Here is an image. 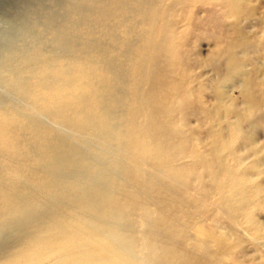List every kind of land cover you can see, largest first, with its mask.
<instances>
[{
    "label": "bare ground",
    "instance_id": "bare-ground-1",
    "mask_svg": "<svg viewBox=\"0 0 264 264\" xmlns=\"http://www.w3.org/2000/svg\"><path fill=\"white\" fill-rule=\"evenodd\" d=\"M50 1L53 9L43 28L6 9L1 12L0 83L11 98L0 95V210L8 219L0 228V242L6 231L15 230L12 240L2 244L7 260L2 264L250 262L240 230L252 236L264 232V224L249 212L252 196L262 198L264 205V187L250 194L244 188L234 191V186H241L239 176L246 174L241 168H227L224 158L218 157L227 149V141L219 137L205 154L191 143V136L187 138L189 132L185 136L178 123L167 121L176 112V105L167 104L174 90L182 85L187 100L192 90L183 82L185 72L170 81L158 64L162 57L177 60L181 52L175 30L180 8L199 1L221 6L235 17L242 4L239 7L237 0ZM62 2L69 5L65 16L59 11ZM247 14L251 16L252 10ZM140 15L144 30L129 24ZM230 29L227 60L232 71L243 65L237 50L245 49L249 38H241L238 23ZM166 81L173 90L165 89ZM255 85L249 81L243 93L247 114L236 106L231 109L239 125L264 110V97L256 95ZM257 85L264 94V78ZM140 117L142 130L136 127ZM82 134L99 144L91 145ZM170 136L179 141L167 143ZM106 143L116 150L100 147ZM118 149L132 154L124 164ZM187 161L204 168L217 163L210 175L220 197L204 204L202 197L191 196L185 182L187 176L190 179ZM20 162L33 168L31 175L25 174L27 168ZM160 168L162 182L153 174ZM8 177L11 187L5 183ZM197 178L193 183L203 180ZM161 192L166 196L161 197ZM166 201L173 204L166 206ZM136 210L141 211L140 237L130 218ZM14 212L23 213L21 220L11 219ZM221 216L237 234L234 243L229 232L207 226L211 217ZM194 226L201 235L195 241L189 231ZM138 241L142 242L139 251Z\"/></svg>",
    "mask_w": 264,
    "mask_h": 264
},
{
    "label": "rangeland",
    "instance_id": "rangeland-1",
    "mask_svg": "<svg viewBox=\"0 0 264 264\" xmlns=\"http://www.w3.org/2000/svg\"><path fill=\"white\" fill-rule=\"evenodd\" d=\"M40 1L41 3L43 2V4H41ZM142 1L147 4L149 0ZM237 2L240 4L239 7L242 4L243 9L242 7H238L239 9L237 11L240 12L238 13V15H240L238 16L237 13H235V17H231L228 13H226L227 10L221 6L209 4L203 5L199 1H195L193 4L191 3L186 7L180 8L177 12V20L180 22L178 23V26H176L175 30L180 44L178 49L179 52H181L177 60L162 57L158 64L163 70V74L166 76V79L169 80L173 79V77H178V72H182L183 74L185 72V79L182 80L185 84H188L192 90L190 96L191 99L189 98L188 100L183 94V90L185 88L181 87L182 85L177 90H174L175 93L171 95L167 104L176 105L174 106L176 108L174 111L176 112H174L173 115H170L167 121L169 122L170 119V121L178 123L182 128V131L184 130L183 133H185V136H187L186 134L189 132L190 135H188L187 138L191 136L189 139L194 141H191V143H196L200 150L205 154H207V148L209 149L214 143H216L217 140H219V137H222L224 139L223 141H227V149L224 153L222 152L223 154H219L218 157L224 158L225 166H227V168L229 167L236 170L241 168L240 170L246 174V176H239L238 181L241 186H234L233 189L234 191L239 192L242 188H244L247 194H250V192L255 190L257 187H264V110L258 111L259 113L255 115L253 120H246V122L239 125L237 124V116L235 115L236 112H232L231 109L236 106L239 112H245V114H247V106L244 102L243 93L245 86L249 81L256 83L254 86L256 95H262L264 97V94L262 93L263 88L260 85H257V83L261 82L264 78V0H237ZM68 6L67 2H62L60 4L61 9H59V11L62 15H66ZM5 9L11 12L14 17L18 16L20 20L31 22L35 21L36 24L42 25L40 27L43 28L44 24L48 23L49 13L50 10L53 9V5L50 0H0V18L2 17L1 12ZM249 10H252L253 12L251 16V13L247 14L248 16L246 15V12H249ZM143 17V15H140L135 20L131 19L132 21H130L129 24L133 26L134 29L144 30L146 25ZM237 19H240V21ZM235 23H238L242 30V32L239 33L241 38L248 37L249 43L245 49L239 48L237 50L238 62L243 65L231 71L228 67L229 60H227V52L229 49L228 44H230V41L232 40L230 28ZM217 47L219 48V51L215 52L216 50L214 48ZM206 59L209 60L206 61ZM166 83L165 89H168V91L173 90L172 84L168 81H166ZM0 93L3 97L6 96L11 98L8 96L9 94L7 88L1 83ZM190 100H192L191 102L194 104H191ZM178 102L181 103V105ZM184 103H186V105ZM217 103H219L218 110H216ZM186 109H188V111ZM142 121V117L137 119L136 127L138 130H142L144 128ZM167 121L165 122L168 123ZM48 122H50V120H48ZM236 128L237 130H235ZM235 131L238 132L236 133ZM65 133L71 135V132L68 129H65ZM235 134H237L238 137ZM72 136L74 137L73 139H76L75 134H72ZM82 137L84 140L91 141V145L99 144L97 139L88 134H82ZM178 141V139L170 136L167 143L174 145V143ZM100 147L107 150H116L111 143L102 144ZM118 151H121L119 154L121 155V162L123 164L125 163L124 159L127 157L129 158L132 155L127 151H122L120 149H118ZM257 158L260 160L258 165H255V159L257 160ZM0 159H2L1 153ZM187 162L189 165H187L188 167L186 168V171H188L190 179L188 180L187 176V179L185 178V182H187L190 186L191 196H195L196 194L199 198L202 197L201 199L205 201L203 202L204 204L209 203V201L213 198L216 199L220 197L219 194L215 193L216 187L213 185V182L211 181L213 178L212 175H210L213 170L215 171L216 168L214 167H217V163L215 162L211 165L209 164L208 166H205V168L202 166L203 170L201 166L193 164V162ZM19 165H25V167L29 166L21 162ZM26 168L25 174L31 175L30 171L33 170V168ZM159 171L155 170L153 174L162 182L163 177L160 174H162L161 172L163 171V168H160ZM199 171L205 175V178H203V174H198L200 173ZM194 175L197 177L200 176V179H203V182L201 180H199V183L194 182L196 183L195 186L193 183L195 179ZM201 176L203 177L201 178ZM24 177L28 176L24 175ZM197 177V180L195 179V181H198L199 178ZM164 181L166 183V180ZM172 181L174 182L173 178H170V182ZM5 183L7 187H11L12 183L10 177L5 179ZM192 183L193 185H191ZM201 186H203L202 188L204 189L206 188V190L211 187L210 190L208 189L210 194L208 191L204 189L202 190ZM191 187L194 188L192 189ZM200 189L204 191V193L207 192L206 197H204L205 195L203 192V194L199 192L201 191ZM149 194L158 195L157 193L154 194L151 191ZM159 195L161 197L166 196L163 192ZM251 200L254 205L256 204V206L253 205L249 212L252 213L256 220L258 219L257 221L264 224V205H262L263 199L252 196ZM165 204H167L166 206H171L173 202L166 201ZM150 209L153 212L156 209V206L153 204V206H150ZM190 209L191 211H194L193 208ZM186 210L187 209L185 208L184 211ZM2 214L3 210H0V228L8 222V219L2 216ZM10 217L15 221H19L23 217V213L20 214L19 212H14ZM130 218L136 226L135 234L140 237V233H138V231L141 228V211L136 210L132 212ZM196 218H198V216H196ZM213 218L214 217H211V219L207 221L209 222V224L206 223V225L208 224V228L210 227L211 229L212 226L215 227L217 225L219 231L221 230L222 233L224 232L223 234L229 232L227 234L230 236L231 240L233 239L231 242L234 243L237 241V234H235L233 226L227 218H223V216H221V218L219 217L218 220H214ZM245 226L247 225L245 224ZM243 230L244 228H241L240 230L242 234L240 240L242 242L244 241L242 246L247 258L252 261H250L252 264H264V239H261L260 237L264 235V232H260L261 234L255 233L254 236H252L250 232ZM189 231L192 234L194 241L201 238V235L196 231L195 226ZM6 232L7 233H4L5 236L3 242H0V264L7 261L4 257L6 256V254H4L6 247L2 244H4L5 241H8V239L10 241L12 240L15 230L11 229V231L8 230ZM141 244L142 242L138 241V251L141 250ZM250 262L244 261V263L234 264H251Z\"/></svg>",
    "mask_w": 264,
    "mask_h": 264
}]
</instances>
